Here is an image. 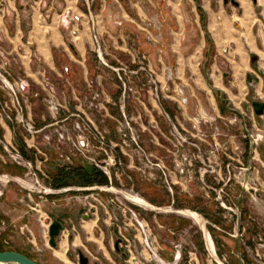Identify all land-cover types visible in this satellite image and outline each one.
<instances>
[{
    "label": "rangeland",
    "instance_id": "rangeland-1",
    "mask_svg": "<svg viewBox=\"0 0 264 264\" xmlns=\"http://www.w3.org/2000/svg\"><path fill=\"white\" fill-rule=\"evenodd\" d=\"M78 1L94 77L79 96L50 84L31 93L37 117L25 116L30 101L15 85L20 110L10 98L0 104L9 121L44 145L39 165L31 152L3 145L23 174L0 175V198L6 181L15 194L0 215V251L37 264H79L77 252L86 264H264V145H249L254 128L264 130L251 102L262 101L250 100L242 68L249 61L256 68V56L244 46L243 53L216 48L212 38L224 28L244 43L249 21L244 29L241 10L230 3L211 1L220 16L197 4L184 16L182 52L169 55L170 23L159 0H148L135 21L113 19L110 46L98 29L97 0H87L99 60ZM24 3L33 8L32 0ZM254 15L253 34L262 36L264 7L254 6ZM139 65L148 68L133 75ZM53 218L63 227L50 248Z\"/></svg>",
    "mask_w": 264,
    "mask_h": 264
},
{
    "label": "crops",
    "instance_id": "crops-1",
    "mask_svg": "<svg viewBox=\"0 0 264 264\" xmlns=\"http://www.w3.org/2000/svg\"><path fill=\"white\" fill-rule=\"evenodd\" d=\"M211 1L214 5L220 3L224 8L230 3L234 8L241 10L238 19L240 24H245L244 29L249 21V33L245 32L244 43L234 42L235 39L229 33H224L223 31L227 32V30L222 28L212 35L213 44L216 48H223V50L233 48L239 53L245 51L243 50L244 46L249 54L252 53L256 56V60L253 61L256 68L253 69L250 66V61L249 66L246 64L242 68L248 73L246 84L251 89L250 100H260L264 103V71H259L258 63L261 60L260 56L264 55V33L262 36L257 35L256 37L253 34L254 6L263 8L264 1L260 3L259 0H226V2L225 0H159L158 3L170 23L167 34L172 43L168 45L167 54L173 55L182 52L180 43L185 32L184 16L186 12L196 13L197 4L204 12H209L212 16L221 15L220 11L212 12ZM32 2L33 8L30 9L24 0H0V3H3L0 11V70L6 74L10 84L17 86L20 96L30 101V107L27 106L24 112L27 117L39 116L32 110L31 102L35 103V100L31 93L39 92L45 84L56 87V91H60L57 87H61L60 92L69 87L72 90L71 93L74 92L75 96H79L80 94H76V92H82L85 81L95 75L94 65L87 57L89 37L84 19L76 27L75 36L71 37L67 34V27L59 23V15L64 12L81 16L83 4L78 0H32ZM147 3L148 0H134L133 3L127 0L96 1L98 29L105 34L106 39L111 40V42L108 41L109 46L115 44L112 37V20L135 21L136 18L146 15ZM227 38H232L226 41L229 43L225 42ZM228 44L230 45L228 46ZM63 69H66L65 73ZM103 84H106V81H103ZM106 92L107 96H110L109 90ZM8 98V91L0 87V104L7 105ZM253 116L259 117L254 114ZM0 140L2 141V145L0 144V175L14 177L19 175V172L21 175L23 174V170L15 167L7 157L3 145L18 150L23 156L31 152L34 157L32 161L34 165H39L42 161L39 152L44 150V145L39 138L26 135L1 111ZM14 196L13 183L6 181L0 198V215L9 212ZM53 219L61 223L62 229V221L57 218ZM63 242L66 248L67 242L65 240Z\"/></svg>",
    "mask_w": 264,
    "mask_h": 264
},
{
    "label": "built area",
    "instance_id": "built-area-1",
    "mask_svg": "<svg viewBox=\"0 0 264 264\" xmlns=\"http://www.w3.org/2000/svg\"><path fill=\"white\" fill-rule=\"evenodd\" d=\"M88 1L87 0H84V6L86 7V10H87V13H86V16H87V20H88V27L90 29V32H91V38L93 40V42L95 43V47H96V57L97 59H101L100 58V47H99V44H98V41L95 37V34L93 32V23H92V20H91V16L89 14V9H88ZM82 21V17L80 15H72L70 14L69 12H64V13H61L59 15V23L63 26H66L67 28V34L69 35V37L71 36H75L76 34V27L78 25H80V22ZM102 65L104 66H107V64L105 63H102ZM108 67V66H107ZM148 67H142V66H137L136 69H134L133 72H131L133 75H135L137 73V71H140V70H144ZM119 70H123L121 68H119ZM4 73H2L0 71V85L3 89H6L8 91V97L10 98V105L12 107V110L15 111V113L17 111L20 110L19 106H18V102H17V95L15 93L16 90H14L11 86L12 84H10L8 82V79L6 76L3 75ZM6 75V74H5ZM149 78L151 79V74H148ZM151 83H154L153 80H150ZM16 89V88H15ZM53 98V94L51 92H48L47 93V99L50 101L52 100ZM91 99H93V97H91ZM264 104V103H263ZM53 108V107H51ZM2 111H3V108H2ZM260 119H262V121L264 122V109L262 111V114L258 117ZM252 127L254 128V126L252 125ZM254 131L255 133H251L249 134V145L250 146H253L255 147L257 144L259 143H262V145H264V130H258L257 128H254ZM10 157L13 159V155H10Z\"/></svg>",
    "mask_w": 264,
    "mask_h": 264
},
{
    "label": "water",
    "instance_id": "water-1",
    "mask_svg": "<svg viewBox=\"0 0 264 264\" xmlns=\"http://www.w3.org/2000/svg\"><path fill=\"white\" fill-rule=\"evenodd\" d=\"M264 109V104L260 102H251V110L255 116H260ZM61 229V223L53 219L47 229L48 246L54 248L56 246L55 238L58 237ZM77 259L79 264H86L87 259L77 252ZM0 264H37L33 260L24 255L13 251H0Z\"/></svg>",
    "mask_w": 264,
    "mask_h": 264
},
{
    "label": "trees",
    "instance_id": "trees-1",
    "mask_svg": "<svg viewBox=\"0 0 264 264\" xmlns=\"http://www.w3.org/2000/svg\"><path fill=\"white\" fill-rule=\"evenodd\" d=\"M197 11H198L199 15H201V14H202V13H201V11H200L199 9H198Z\"/></svg>",
    "mask_w": 264,
    "mask_h": 264
},
{
    "label": "flooded vegetation",
    "instance_id": "flooded-vegetation-1",
    "mask_svg": "<svg viewBox=\"0 0 264 264\" xmlns=\"http://www.w3.org/2000/svg\"><path fill=\"white\" fill-rule=\"evenodd\" d=\"M225 2H226V0H225Z\"/></svg>",
    "mask_w": 264,
    "mask_h": 264
}]
</instances>
